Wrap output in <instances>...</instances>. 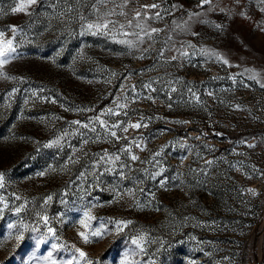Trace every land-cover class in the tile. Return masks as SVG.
Listing matches in <instances>:
<instances>
[{
    "label": "rangeland",
    "instance_id": "rangeland-1",
    "mask_svg": "<svg viewBox=\"0 0 264 264\" xmlns=\"http://www.w3.org/2000/svg\"><path fill=\"white\" fill-rule=\"evenodd\" d=\"M21 2L0 264H264V0Z\"/></svg>",
    "mask_w": 264,
    "mask_h": 264
},
{
    "label": "snow or ice",
    "instance_id": "snow-or-ice-1",
    "mask_svg": "<svg viewBox=\"0 0 264 264\" xmlns=\"http://www.w3.org/2000/svg\"><path fill=\"white\" fill-rule=\"evenodd\" d=\"M210 2H211V0H202V3H210ZM33 3H35V0H27V3L21 2L17 7L13 8L12 10L13 11H26L27 8ZM153 7H155V5H153ZM137 15H139V14H137ZM88 27L92 28L93 25H88ZM97 27H99V26H97ZM103 27H107V24L103 25ZM121 27H123V25H121ZM152 31H156V30L153 29ZM2 35H3V33H0V36H2ZM11 44H12V41L8 40L6 45L0 46V65L6 64L8 62V58L10 57L11 53L15 52V48H13L11 46ZM225 63H227V61H225ZM109 111H111V110H109ZM101 123H103V121H101ZM131 126L135 127V128H139V127H141V124L137 123V124H134ZM126 130L127 129H125V131ZM112 135H115V132H113ZM132 159H137V157L133 156ZM0 179H2V175H0ZM250 191H252V190H250ZM118 223H123V222H118ZM49 231H52V230L49 229ZM81 235L83 236L84 234L81 233ZM93 235L94 236H101L102 233L94 232ZM18 238H21V237H18ZM84 238H85V242H89L88 237L85 236ZM49 255H51V253ZM80 255L82 257H84V256H86V253L80 252ZM88 264H92V262L88 261Z\"/></svg>",
    "mask_w": 264,
    "mask_h": 264
}]
</instances>
